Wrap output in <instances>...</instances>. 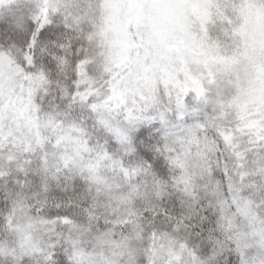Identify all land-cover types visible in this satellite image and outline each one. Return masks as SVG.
Here are the masks:
<instances>
[{
  "label": "snow or ice",
  "instance_id": "snow-or-ice-1",
  "mask_svg": "<svg viewBox=\"0 0 264 264\" xmlns=\"http://www.w3.org/2000/svg\"><path fill=\"white\" fill-rule=\"evenodd\" d=\"M0 264H264V0H0Z\"/></svg>",
  "mask_w": 264,
  "mask_h": 264
}]
</instances>
